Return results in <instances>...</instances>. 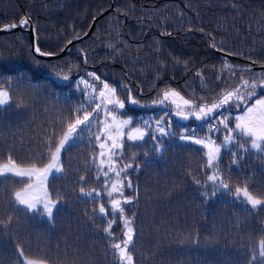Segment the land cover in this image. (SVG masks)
<instances>
[{
    "label": "trees",
    "instance_id": "trees-1",
    "mask_svg": "<svg viewBox=\"0 0 264 264\" xmlns=\"http://www.w3.org/2000/svg\"><path fill=\"white\" fill-rule=\"evenodd\" d=\"M158 1L113 0V10L96 22L91 35L56 59L36 56L28 26L0 35V88L8 96L0 104V166L9 156L22 168L48 163L43 158L46 144H58L75 117L82 118L75 110L88 89L81 84V92L76 85L81 78L92 82L90 72L117 89L116 96L125 102L118 114L132 118L130 127L159 119L165 109L130 104L128 91L141 105L173 91L195 103L201 97L210 103L219 99L229 77L237 83L264 74V69L239 71L264 64V0ZM109 6L110 0H0V28L28 17L39 48L57 54ZM229 68L235 69L234 76ZM92 83L96 91L103 87L100 81ZM185 128L196 129L198 137L206 134L200 122L172 116L175 135L157 133L159 151L148 136L139 144L125 137L124 158H115L117 170L133 165L128 169L133 187L125 182L123 189L125 197L133 198L132 204L123 205L135 230L133 264H264L258 254L264 206L253 210L242 195H234L235 189L247 187L264 199V154L250 150L241 156L232 147L240 158L231 164L233 157L223 148L220 168L232 191L217 189L213 195L204 150L179 139ZM97 131L102 132L94 127L82 133L62 151L63 173L50 177L47 185L58 198L51 217L26 212L14 202V193L33 180L0 176V264H21L18 249L27 260L43 264H123L111 247L124 239L123 221L117 215L108 233L111 210L107 218L98 213L100 203L110 206L102 179H96L102 176L101 149L93 135ZM213 139L222 143L221 134ZM109 177V184L116 179L114 173ZM81 188L95 189L102 198L82 196Z\"/></svg>",
    "mask_w": 264,
    "mask_h": 264
},
{
    "label": "snow or ice",
    "instance_id": "snow-or-ice-1",
    "mask_svg": "<svg viewBox=\"0 0 264 264\" xmlns=\"http://www.w3.org/2000/svg\"><path fill=\"white\" fill-rule=\"evenodd\" d=\"M30 23V19L25 17L21 19L19 26H27ZM15 27L17 25L12 24L5 26L3 30H10ZM201 31L203 30L201 29ZM212 47L215 48L216 44L213 43ZM35 51L40 52V49L36 47ZM229 71H232L234 76L235 69L229 68ZM239 71L241 74L246 71L250 73L251 69L241 68ZM88 75L91 77L92 82L100 81L103 87L97 92L92 82L84 80L83 78L80 79L76 87L81 92H84L85 89L80 88V85L83 84L90 90L86 93V99L81 103L80 108L75 110L81 113L82 118L80 116L75 117L74 124L69 126L68 132L59 140L58 144H46L47 154L43 158L48 163L41 168H19L16 161L9 156L8 162L0 166V176L9 175L19 177L22 183L25 178L28 180L34 179L33 183H29L21 191L14 193V202L17 205L23 206L26 212L43 213L49 217L52 216L58 198L54 199L52 193L48 191V179L49 177L63 173L61 153L62 151L66 152L76 140L81 139L82 133L92 132L94 127L100 128L101 130L107 129V131L93 133L98 142L100 141L101 134L104 135V142H99L98 145L101 149L99 155L110 161L113 157L117 160L124 158L122 151L124 134L115 124H110L107 119L101 121L100 117L106 115L112 121H116L117 118L113 113H118L124 109L125 102L116 96L117 89L110 87L106 81H101L95 72H90ZM63 79L68 80L69 78L68 76H64ZM223 88L224 90L221 92L219 99L213 100L210 103L203 102V97L200 98V103L184 100L183 103L187 107V112L180 105H177L174 100L170 101L171 96L178 95L174 91L164 92L163 96L158 100H154L151 105H141L139 101L131 98L130 91H128L127 98L130 104L140 107H161L165 111L159 119L141 121L140 124L142 127H130L127 133V140L130 143L135 142L139 144L148 136L153 141L155 150L159 151L162 141L157 138V133L160 137L175 135L170 129L172 116L183 120L192 118L201 123L206 129V134L203 137H198L196 129L185 128L184 132L180 134L179 139L201 145L206 150L207 166L212 171V174L207 179L214 185L213 195H215V190L217 189L226 192L232 191L227 183V178L223 174V170L220 168L221 147L229 150L232 155L233 159L231 164H237L240 158L237 152H231L232 147L238 149L241 156L250 150H256L264 154V95L260 94V90H264V74H252L250 79L246 80L241 78L237 83H233V79L229 77L225 81ZM105 90H107V94ZM122 90H126V86ZM4 96H6V93L0 90V104L4 103ZM173 105L175 107L172 108L170 113L168 109ZM164 117H168L167 124L164 121ZM131 124V117L127 120L119 121V125L121 126H130ZM111 133H117L116 138H113ZM217 134L222 135V143L220 145L216 144V141L213 139ZM117 140L121 142L117 143ZM109 141V151L106 156L103 149ZM53 148L55 149L54 151L52 150ZM114 163L115 161L105 165L103 159L100 161L102 176L97 175L96 179H102L103 181L104 196L108 198L110 208H106L103 203H100L98 213L107 218L109 216V210H111L113 218L108 221V228L105 229L108 233H111L112 225L116 223L115 217L119 215L123 221V228L125 229L123 232L124 239L112 244L111 247L118 251L123 261H127V264H133L130 245L134 248L133 239L135 230L132 219L125 216V207L123 206L133 203V198L125 197L123 193L125 182L128 188L131 189L133 187L131 179L128 178V169L132 168L133 165L125 164L117 170L113 167ZM105 167L107 169L106 171L103 170ZM110 173H114L116 177L111 184H109ZM121 173L124 174L123 179H120ZM80 180L84 181V177H80ZM37 189L39 190V195H30ZM80 191L82 196L91 197L95 200L102 198L101 193L95 189L92 192H85L84 188H81ZM114 193L123 199L115 198ZM234 195L238 198L242 195L253 210L261 209L264 206V199L254 197L248 191L247 187L235 189ZM18 253L21 258V264H33V261L26 259L22 250L18 249ZM258 254L261 260L264 261V240L260 241ZM255 258L253 256L254 260Z\"/></svg>",
    "mask_w": 264,
    "mask_h": 264
},
{
    "label": "water",
    "instance_id": "water-1",
    "mask_svg": "<svg viewBox=\"0 0 264 264\" xmlns=\"http://www.w3.org/2000/svg\"><path fill=\"white\" fill-rule=\"evenodd\" d=\"M168 0H159L158 3H163V2H166ZM113 10V0H110V6L108 7V9L106 10H103L98 16H96L94 18V21L92 22L90 28L88 29V31L83 34L82 36H79V37H75L73 38V40H71V43H68L66 45V47L64 48V50L60 53H57V54H52V53H45L43 52L38 44H37V35H36V30H35V27L33 26V23L31 21V23L28 26L30 32H29V37L31 39V44H32V48H33V51L34 53L36 54L37 57L41 58V59H44V60H51V59H56V58H59V57H62V56H67L70 54L71 52V48L72 46L75 44V43H78L84 39H86L87 37H89L92 33V31L94 30L95 26H96V22L101 18L103 17L104 15L108 14L109 12H111ZM25 18V17H24ZM28 18V17H27ZM30 19V18H29ZM20 23L17 25V27L15 28H11L10 30H3L5 27H2L0 28V35L2 34H5V33H10V32H15V31H19V30H23L24 26H19ZM160 36H166V37H171L170 34L168 35H162V33H159ZM38 47L40 49V52H36L35 51V48ZM213 48V47H212ZM218 52V51H217ZM221 56H224L223 53L221 52H218ZM50 54V55H48ZM252 69V70H260V69H264V64L263 65H254V66H250V67H246V69ZM127 74V73H125ZM138 89V92H139V88L137 87Z\"/></svg>",
    "mask_w": 264,
    "mask_h": 264
},
{
    "label": "rangeland",
    "instance_id": "rangeland-1",
    "mask_svg": "<svg viewBox=\"0 0 264 264\" xmlns=\"http://www.w3.org/2000/svg\"><path fill=\"white\" fill-rule=\"evenodd\" d=\"M88 89V88H87ZM102 89V88H101ZM0 90H2L1 88H0ZM88 91H90L89 89H88ZM106 91V94H107V90H105ZM5 92V91H4ZM97 92H99V91H97ZM6 93V92H5ZM3 100H4V103H6L7 101H8V96H7V94H6V96H4L3 97ZM171 100H174L175 101V103L177 104V105H180L182 108L183 107H186L185 105H184V100H186L184 97H182L181 95H175V96H171L170 97V101ZM3 103V104H4ZM113 115L114 116H116V121H112L111 120V118L110 117H107L106 115H102L101 117H100V119L101 120H105V119H107L108 121H109V123L110 124H115L118 128H120V131L124 134V136H123V141H124V139H125V137H127V133H128V131H129V128H130V126H121V125H119V121L120 120H127V119H129V117H122V116H119V114L118 113H113ZM102 131H107V129H103ZM68 132V131H67ZM111 135L113 136V138H116V136H117V133H111ZM122 141V142H123ZM99 142H104V135L103 134H101V136H100V141ZM99 142H98V145H99ZM119 142H121V141H119V140H117V143H119ZM188 142H191V141H188ZM191 143H193V142H191ZM109 144H110V141L109 142H107L106 144H105V148L103 149V151L105 152V154H106V156H107V154H108V151H109ZM193 144H195V143H193ZM216 144H218V145H220L221 143H218V142H216ZM195 145H197V144H195ZM199 147H201L202 148V146L201 145H198ZM224 147H221V151H222V149H223ZM203 149V148H202ZM204 150V152L206 151L205 149H203ZM101 152V151H100ZM104 160V163H105V165H107L108 163H112L113 161H115V157H113L112 158V160L110 161V160H108V159H106L105 157H101L100 155H99V158H98V160H99V165H100V167H101V164H100V161L101 160ZM113 167H115L116 169H118V164H117V162L115 161V163L113 164ZM19 168H22V167H19ZM104 171H106L107 169H106V167L103 169ZM111 174V173H110ZM109 174V175H110ZM50 178V177H49ZM49 180V179H48ZM113 180H115V179H113ZM113 180H111V182H110V184L112 183V181ZM33 182H34V179H33ZM32 182V183H33ZM30 195H32V196H36V195H39V190L37 189V190H35L33 193H31ZM113 195H115V193L113 194ZM119 257H120V255H119ZM120 260H121V262L123 263V264H127V261H123L122 259H121V257H120ZM33 264H43V263H40V262H36V261H33Z\"/></svg>",
    "mask_w": 264,
    "mask_h": 264
}]
</instances>
